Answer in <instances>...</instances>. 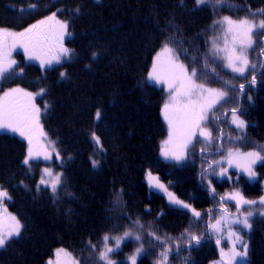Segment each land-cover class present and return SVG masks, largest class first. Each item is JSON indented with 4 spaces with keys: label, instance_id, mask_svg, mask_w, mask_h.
Segmentation results:
<instances>
[{
    "label": "trees",
    "instance_id": "1",
    "mask_svg": "<svg viewBox=\"0 0 264 264\" xmlns=\"http://www.w3.org/2000/svg\"><path fill=\"white\" fill-rule=\"evenodd\" d=\"M32 3L38 7L31 9ZM77 6L81 12L73 17L72 10ZM261 9L264 0H226V5L217 10L211 5L195 7L194 0H183L182 4L181 0H0V27L12 31H22L52 12H57L61 20H69L71 39L65 38L64 43L73 52L70 60L42 71L20 49L17 67L24 68L23 76L2 82L7 88L46 90L37 104L42 109L44 130L49 139L57 142L63 157V167L60 161L58 167L63 173V186L55 201L49 190L37 193L39 165L34 164L28 173L22 164L27 151L25 143L0 134V185L9 190L11 210L24 225L21 237L0 252V264H46L58 248L71 251L79 264H97L88 241L97 244L99 250L98 242L105 233L122 235L130 225L127 216L132 220L139 218L145 226L141 233L145 241L151 239L146 235L148 231L173 238L185 229L197 235L204 233L199 246L184 249L178 255L174 252L169 264H210L217 260L219 251L205 224L187 212L168 207L161 196L149 192L144 182L145 173L151 170L202 213L212 209L218 214L220 196L229 190L225 181L215 182L216 176H210L216 189L214 200L208 181L201 183L199 144L188 161L180 165L159 158L160 145L167 135L161 114L164 92L148 83L147 74L169 36L174 35L189 49V57L202 58L215 20L225 15L239 19L252 12H257L259 18ZM169 28L179 31L170 32ZM255 39L249 58L258 63L256 86H246L242 96L230 92V102L218 112L226 137L230 128L224 121L230 120L231 113L225 117V110L238 104L241 118L248 125L240 141H223L225 155L230 147L242 152L264 151V67L259 66L264 63L259 54L264 37L257 35ZM93 52L98 53L95 60ZM181 60L188 62L183 54ZM218 70L224 79L231 78L227 70ZM61 71L66 73L64 79L60 78ZM239 82L242 81H233L237 85ZM209 84L222 86V82ZM45 103L49 105L46 113ZM97 108L101 109L102 118L94 125ZM212 130L215 136L218 130ZM92 131L100 137L103 153L90 141ZM236 134L232 132L233 136ZM90 157L100 159L98 168H92ZM211 158L221 157L216 154ZM257 172L259 181L253 183L239 177L241 181L235 188L246 199L255 200L262 195L264 163L258 165ZM21 180L27 188L21 186ZM110 244L114 245V241L110 240ZM136 246L133 240L122 243L120 253L113 258L118 264L126 262ZM145 249L137 264H156L160 248H150L145 243ZM247 264H264V221L253 223Z\"/></svg>",
    "mask_w": 264,
    "mask_h": 264
},
{
    "label": "snow or ice",
    "instance_id": "2",
    "mask_svg": "<svg viewBox=\"0 0 264 264\" xmlns=\"http://www.w3.org/2000/svg\"><path fill=\"white\" fill-rule=\"evenodd\" d=\"M95 2L100 3V0ZM182 3L183 0H181ZM194 5L195 7L211 5L214 10H217L226 5V0H194ZM29 7L36 9L38 5L32 3ZM20 11L23 12L24 9L21 8ZM57 11L62 10L57 9ZM80 12L81 9L77 6L72 10L73 17L79 16ZM257 16V12H252L251 15L239 19L225 15L215 20L211 26L213 34L205 42L207 51L202 58L196 55L189 57V49L183 47L174 35L169 36L161 51L153 59L151 71L147 74L149 82L164 85L168 92V100L162 109L163 118L167 122L168 138L162 143L161 155L166 160L175 161L179 165L188 161L190 153L194 154L197 144L201 145V183L208 181L207 188L211 191L214 200L216 189L212 186L210 176L231 180L229 169L236 168L249 180H255L257 176L255 165L264 163V151L261 150L241 152L239 148L230 147L226 155L224 154L223 141L225 139L240 141L244 138L243 134L248 125L241 118L243 113L238 104L230 110H225L223 116L227 117L229 111L231 113L230 120L224 121L230 128L226 137L224 128L220 127L221 115L218 114L220 109L230 102V92L236 96H242L245 94L246 86L250 89L257 84L258 63L249 58V53L256 44L255 37L257 35L264 37V9L259 10V18ZM169 31L179 30L169 28ZM65 37L71 39L69 20L59 19L57 12H52L51 15L20 32L0 27V82L23 76L24 68H17V61L13 58V52L17 48L23 50L28 61L38 62L42 71L52 69L54 65H61L66 59L70 60L73 52L65 47ZM181 54L188 61L187 63L181 60ZM259 54L264 57V42L259 47ZM97 56V52L92 53L93 60ZM259 66L264 67V63ZM218 69L230 72L231 78L224 79ZM59 75L61 79L66 77L64 71H61ZM236 80L242 82L237 85L233 83ZM209 81L222 82V86L211 87ZM45 91L41 88L38 93H33L19 86L9 87L6 90L0 89V131L18 134L27 141V151L22 164L28 173L32 171L34 162L41 159L50 162L55 157V160L60 161L63 167L61 151L57 142L49 139L43 130L42 109L36 103L37 96L42 97ZM248 99L251 100L250 95ZM48 107L49 105L45 103L43 108L45 113ZM101 118L102 111L97 108L93 117L94 125L98 124ZM213 127L218 130L215 136ZM233 131L237 133L235 136L232 135ZM90 141L103 153L101 139L95 131L91 132ZM216 154H219L221 158L212 159L211 156ZM90 162L94 169L101 163L100 159L92 157ZM205 164L207 167H204ZM62 175V172L54 175L52 167L46 165L36 184V192L50 189L55 201L58 199V191L63 183ZM147 177L149 187L163 192L168 197L170 205L186 209L195 221L201 220V212L169 191L168 185L160 182L159 177H154L150 171ZM20 184L27 188L23 180ZM11 199L9 190L0 185V249L7 248L15 239L20 238L24 228L21 221L9 213L5 206V201ZM225 202H234L235 214L229 211ZM218 203L220 215L213 217V210L208 209V223L205 225V230L209 237L212 234L216 235L218 246L221 244L225 229L227 230L224 238L232 243L228 264H237V258L239 257L242 262L247 256L248 249L240 233L243 229L252 228L250 218L254 214L258 212L259 216L264 217V196H261L259 201L249 200L237 188L220 196ZM257 204L262 207L254 208L253 206ZM123 215L127 216L126 213ZM127 219L130 225L125 227L122 235L111 236L110 233H105L102 236L101 241L98 242L101 245L99 250L97 244L88 241V247L97 256V264H118L113 256L119 254L122 243L129 240L136 242L135 251L127 257L126 262L121 261L119 264H137L138 257L146 251L145 243L150 248H160L156 264H169L170 255L174 252L178 255L184 249L191 250L199 246L204 237V233L197 235L190 229H185L179 237L175 238L168 235L162 237L154 231H148L146 235L151 239L145 241L144 235L141 234L145 226L141 224L139 218L132 220L131 216H127ZM133 228L137 229L135 233ZM110 240L114 241V245L110 244ZM237 244L241 246L239 249L236 247ZM221 255H225L223 248H221ZM55 256V261L49 259L47 264H79V261L73 259L64 248L56 249Z\"/></svg>",
    "mask_w": 264,
    "mask_h": 264
},
{
    "label": "rangeland",
    "instance_id": "3",
    "mask_svg": "<svg viewBox=\"0 0 264 264\" xmlns=\"http://www.w3.org/2000/svg\"><path fill=\"white\" fill-rule=\"evenodd\" d=\"M23 31V30H22ZM16 32H20V31H16ZM65 38H67V37H65ZM19 50H20V48H17L16 49V51H14L13 52V58L14 59H16V61H17V57H16V55H17V53L19 52ZM161 51V50H160ZM159 51V52H160ZM158 52V53H159ZM157 55V54H156ZM155 55V56H156ZM155 56H154V58H155ZM153 58V59H154ZM33 63H36L37 65H39V63L38 62H36V61H32ZM152 62H153V60H152ZM152 65V64H151ZM18 68V67H17ZM149 71H151V66H150V70ZM148 81V80H147ZM3 82V81H2ZM2 82H0V89H3V90H6V89H4V87L2 86ZM148 83L149 84H151V85H153V86H155V87H157V88H160V89H162L163 90V92H164V103L168 100V92H167V90H166V88H165V86L164 85H160V84H155V82H149L148 81ZM212 87V86H211ZM26 90V89H25ZM27 91H29V90H27ZM30 92H32V91H30ZM33 93H38V92H33ZM40 96H37V98H36V103H37V99L39 98ZM164 103H163V105H164ZM219 107V106H218ZM162 109H163V107H162ZM223 109V108H222ZM162 118H163V114H162ZM163 122L165 123V125H166V128H167V135H166V137H165V139L162 141V143L168 138V127H167V122L164 120V118H163ZM41 124H42V121H41ZM43 130H44V128H43ZM45 131V130H44ZM0 134H8V135H12V136H16L17 138H19V139H21L22 141H24L26 144H27V141L26 140H24L23 138H21L18 134H15V133H10V132H7V131H0ZM162 143H161V145H160V150H159V157H160V159L162 160V161H164V162H168V163H176L175 161H172V160H166L162 155H161V146H162ZM242 152V151H241ZM34 163H36V164H40V173H42V169H43V167H45L46 165H50L51 167H52V171H53V173H54V175L56 174V173H60L61 172V170H59V166H60V162L59 161H56V160H52V161H43L42 159L41 160H39V161H35ZM260 163H258L257 165H255V171H256V173H257V176H256V178H255V180H249V178L243 173V172H241V171H239L238 169H236V168H230L229 169V175H231L232 173H236V176H235V179H236V182L238 181V179H237V177L238 176H241V177H244L247 181H249V182H251V183H253V182H256V181H259V176H258V172H257V167H258V165H259ZM225 167H227V165H225ZM151 172L152 173V175L154 176V177H158L155 173H153L151 170H148L146 173H145V177H144V179H145V183H146V185H147V187H148V189H149V191L151 192V193H155V194H158V195H160V196H162L164 199H165V201H166V203L170 206V207H172V208H174V209H178V210H182V211H185V212H187V210L186 209H180L179 207H177V206H174V205H170L169 204V202H168V197L163 193V192H161V191H159L158 189H155V188H150L149 187V185H148V177H147V173L148 172ZM219 171V170H218ZM42 175V174H41ZM40 175V176H41ZM40 179V178H39ZM48 179H51V178H48ZM61 179H62V177H61ZM217 179H221V178H219V177H217ZM226 179V178H225ZM160 180V179H159ZM227 180V179H226ZM228 182H230V183H233V179H231V180H227ZM62 182H63V179H62ZM160 182H162L161 180H160ZM163 183V182H162ZM165 184V183H164ZM165 185H167V184H165ZM260 185H261V187H262V195L261 196H264V180H260ZM62 186H63V183H62V185H61V187H60V189H59V191H58V194H59V192L61 191V188H62ZM43 187V186H42ZM169 187V186H168ZM49 191H50V193H51V190L50 189H48ZM169 191H171V192H173L179 199H181L170 187H169ZM233 191V190H232ZM232 191H230V192H232ZM227 193H229V192H227ZM260 196V197H261ZM260 197L259 198H257V199H255L256 201H259V199H260ZM182 200V199H181ZM184 201V200H183ZM12 202V199L10 200V201H5V206L7 207V210H8V212L9 213H11L12 215H15L18 219H19V217L17 216V214H15L10 208V203ZM186 202V201H185ZM186 203H189V202H186ZM230 203H233L234 204V202H230ZM191 204V203H190ZM192 205V204H191ZM193 206V205H192ZM234 206V205H233ZM194 207V206H193ZM254 208H257V209H259L260 207H262V206H260L259 204H257V205H254L253 206ZM195 208V207H194ZM229 208V211L231 212V213H233V214H235L236 213V209H235V206L234 207H228ZM190 215H191V213L190 212H188ZM201 214H202V216H201V220L200 221H197V222H202L203 224H207L208 223V216H207V213H202L201 212ZM213 214V217H218L219 215H220V213H218V214H216V213H212ZM192 216V215H191ZM20 220V219H19ZM195 220V219H194ZM254 221H264V217H261V216H259V214H258V212L256 213V214H254L253 215V217H251L250 218V222L252 223V228L250 229V230H248V229H243L242 231H241V235L243 236V240H244V242H246L247 243V245H248V249H247V256L244 258V260L241 262L240 261V258L238 257L237 258V264H247V262H248V257H249V250H250V235H251V233H252V231H253V223H254ZM213 223H214V219H213V221H212ZM235 227V226H234ZM226 232H227V230L225 229V233H224V236H226ZM224 236H222L221 237V244L218 246L217 244H216V235L215 234H212V237H213V240H214V242H215V245H216V247H217V249H218V251H219V258L217 259V260H215V261H213V262H211L210 264H228V261H229V255H230V249H231V247H232V243H231V241H228V240H226L225 238H224ZM236 247H237V249H239L241 246H240V244H237L236 245ZM221 248H223L224 249V253H225V255L224 256H222L221 255ZM2 251V249H0V252ZM68 251V250H67ZM70 254H71V256H72V258L73 259H75L76 260V258H75V256L70 252V251H68ZM49 259H51V260H53V261H55V259H56V256H55V253H54V255L51 257V258H49ZM62 259H65V258H62ZM48 262V261H47Z\"/></svg>",
    "mask_w": 264,
    "mask_h": 264
}]
</instances>
